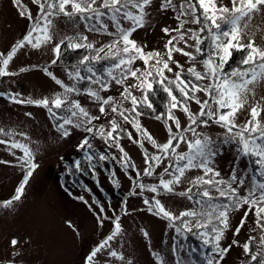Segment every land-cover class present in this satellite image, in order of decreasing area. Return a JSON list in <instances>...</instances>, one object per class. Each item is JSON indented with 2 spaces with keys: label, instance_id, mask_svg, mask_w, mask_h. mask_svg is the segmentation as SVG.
<instances>
[{
  "label": "rangeland",
  "instance_id": "obj_1",
  "mask_svg": "<svg viewBox=\"0 0 264 264\" xmlns=\"http://www.w3.org/2000/svg\"><path fill=\"white\" fill-rule=\"evenodd\" d=\"M174 2L179 5L180 0ZM160 3L161 0H153L152 6L147 9L150 12L149 22L145 27L133 32L130 38L138 45L144 46L145 52L159 51L163 55L166 53L165 44L170 36L162 29H175L178 21L172 10H160ZM217 3L230 6V0H217ZM22 4L31 11L33 17L38 15V5L32 0H22ZM105 22L109 23V31L115 30L107 18ZM31 23L19 14L13 0H0V53L6 56L12 46L28 32ZM85 25L86 22L81 21L73 24L64 17L54 18L52 41L38 49L26 44L17 51L7 66V71L15 74L0 76V128L4 129L5 133H11H0V140L7 141L0 143V264H86L92 250L115 231L117 218L120 231L97 253L92 264H161V260L163 264H200L184 245L183 232H177L176 226L170 225L166 218L148 211L149 205L144 203L146 199L151 203L149 198L155 196L165 209L175 216L188 209L199 211L200 205L196 200L200 197H193L190 201L186 196L178 195L191 185V180L203 175L199 169L186 173L182 182L175 185V194L164 191L153 193L147 187L139 188L138 184H158L159 174L168 162L165 160L156 167L153 175H144V169L147 167L144 150L152 154H156L158 150L147 140L143 141V148L135 143L134 140L142 139L141 134L118 114L112 113L111 107L106 106V114H101L99 102L83 92V89L89 86L98 88L96 84L90 85L87 80L80 81L77 86L81 91L69 94L68 98L70 101L78 100L90 115L99 117L87 125L93 127V133L86 132L83 126L76 128L69 125L66 127L70 129V135L64 137L54 125L48 108L30 103H16L11 99L15 97L17 100L26 101L47 97L51 100L55 94L63 93V88L47 75L45 69L65 84L72 85L74 81L69 79L67 72L76 71L78 66L52 64L51 61L56 57L52 50L55 44L64 36H72L75 33L87 36V42L93 43L95 48L113 39L107 34L89 31ZM127 26L125 23V27ZM185 28L196 30L199 25L189 23ZM249 38H253L258 46L264 48V13L257 14L249 22L243 43H247ZM188 45L180 42L177 46L195 53V48L191 46L194 41L189 39ZM173 59L183 66V72L193 65L198 71H204L201 59L192 61L178 52L173 53ZM143 65V60L137 59L131 67L140 69ZM170 66L173 72L165 71V74L174 79V73L180 69L172 62ZM81 75L83 76L82 72ZM113 75L119 78L121 70L113 68ZM187 76L193 78L188 72ZM97 77L100 78L101 75ZM102 78L109 82V87L106 91H100V95L104 98L112 97L123 109L132 107L130 100H123L121 97L125 87H129L137 98L142 97V90L131 87L138 84L135 78L129 77L123 84H116L107 73ZM207 83L208 80H202L198 84L203 86ZM253 87L255 95L249 96V105L239 114L238 123L246 121L248 110L253 104L259 103L264 107V83ZM197 95L201 100L208 99L203 92ZM188 104L193 114L199 112V105L194 101H188ZM172 111L180 120L181 127H186L189 123L187 116L179 109ZM114 116L120 123L121 130H124H118L117 140H106L95 133L101 126L105 131L110 130L109 121ZM137 119L157 143L163 144L167 141V118L161 120L142 114ZM260 119L264 121V113ZM62 122L61 120L60 123ZM173 131H177L174 125ZM129 132L132 139L128 137ZM197 132L217 140L223 138L225 130L209 121L207 126L199 125ZM188 135L191 138V134ZM86 138L88 143L81 147ZM13 141L30 147L38 167L25 185L21 199L5 207L3 202L15 195V190L27 171L26 158L22 159L23 150L13 148ZM217 146L220 151L214 159L213 167L223 178H228L232 169L236 168L238 175L245 176V184L239 188V192L241 196L246 195L250 178L256 170L251 166V159H237L233 144ZM186 150L187 146L181 143L178 151ZM124 153H127L129 158L128 165L123 162ZM101 156L105 159H101ZM256 178L260 179L258 174ZM212 195L218 194L213 190ZM215 202L224 201L217 199ZM246 212L248 215L245 219ZM242 219H245L244 226L236 234L235 230L240 226ZM144 232L148 235L145 236ZM262 234L255 208L249 211L248 206L244 205L239 209L230 210L229 227L220 240V247H231L222 260L220 255L213 251V264L217 261L219 264H249L251 256L244 251L243 245L249 242L250 237L259 241ZM13 239L18 241L15 246L11 243ZM234 240L237 243L234 244ZM109 251H116L123 259L110 256Z\"/></svg>",
  "mask_w": 264,
  "mask_h": 264
},
{
  "label": "snow or ice",
  "instance_id": "obj_2",
  "mask_svg": "<svg viewBox=\"0 0 264 264\" xmlns=\"http://www.w3.org/2000/svg\"><path fill=\"white\" fill-rule=\"evenodd\" d=\"M32 2L38 5L36 17H33L31 11L22 4V0H13L19 14L32 23L28 32L12 46L11 51L6 56L0 53V76L15 74L9 73L7 66L17 51L24 48L26 44L38 49L51 42L54 18L64 17L73 24L77 21L88 22L85 26L89 31L104 33L112 36L113 39L96 49L93 43L87 42L88 37L80 33L64 36L52 49L56 59H53L51 63L56 64L59 60L62 46L72 50L81 48L92 50L96 54L85 55L79 61L81 65L91 61L112 59L113 64L106 69L107 75L116 84H123L129 77L135 78L138 84L131 87L142 90V97L137 98L132 94L129 87H125L121 97L123 100H130L132 107L123 109L122 106L117 105L112 97L104 98L100 95V91L108 89L109 82H105L102 77L98 78L93 68L88 67L87 71L90 75L87 77L81 75L79 68L74 72H67L69 79L74 81L72 85L65 84L45 69L47 75L63 88V93L55 94L51 100L47 97L26 101L17 100L15 97H11V99L16 103L44 106L48 108L50 113H53V108L61 109L67 106L69 115L61 117L63 122L57 125V130L62 136L70 135V129L66 127L69 125L76 128L83 126L86 132L93 133V127L87 125H90L93 120H98L99 117L90 115L78 100L70 101L68 97L69 94L81 91V88L77 86L80 81L87 80L90 85L96 84L98 88L93 89L89 86L84 88L83 92L99 102V112L106 114V106L111 107L112 113L118 114L141 134L142 139L134 140L135 143L143 148V141L147 140L158 150L156 154H149L145 150L147 167L144 169V175H153L156 167H159L165 160L168 162L163 172L159 174L158 184H138L139 188L147 187L153 193L164 191L175 194V185L182 182L188 171L199 169L203 173V175H198L190 181L192 187L178 193V195L186 196L191 201L193 200L191 195L193 187H196L198 189L197 196L200 197L196 200V203L200 205L199 211L188 209L181 212L179 216H175L166 210L155 196L152 198L154 203H150L147 199L144 203L149 205L148 211L152 212L155 209L154 214L156 215H162L170 221L180 220L183 229L189 233L193 229H202L203 231L199 232V235L203 243L205 245L213 244V250L220 255L222 260L231 247V245L228 248L220 247V240L229 227L230 210L247 205L249 211L255 208L258 224L264 220V121L260 119L261 114L264 113V107H261L259 103L253 104L248 110L246 121L242 124L237 122L239 114L249 105V96L255 95L253 86L264 83V48L258 46L253 38H249L247 43H243L245 29L249 22L257 14L264 13V0H230V6L217 3V0H180L179 5L174 0H161L160 10H172L178 21V26L175 29L168 27L162 29L166 35L170 36L165 44L166 53L163 55L159 51L145 52L144 46L138 45L130 38L133 32L138 28L145 27L149 22L150 12L147 9L152 6L153 0H32ZM105 18L111 23L114 31H109V23L105 22ZM93 21L95 23H92ZM125 23H127V27H125ZM189 23L199 25V28L196 30L186 29L185 25ZM173 32L176 35H171ZM202 33H207V36H202ZM209 37L212 43V51L208 58L202 61L204 71H198L195 65L187 69L195 81H209V83L201 86L184 77L183 66L174 61L173 53H181L195 61L194 53L185 51L184 48L177 45L183 42L185 46H189L188 40L191 39L194 41V45L191 46L195 48L196 53H200L202 51L201 45ZM234 52L244 54L240 63L246 67H238L233 69L231 73L225 74L222 71L223 67L232 58ZM100 53H104V55L102 56ZM137 59L143 60L145 65L143 70L131 67ZM170 62L175 63L176 68L180 69L174 73V79L164 76L165 71L173 72ZM113 68L121 70L119 78L113 75ZM21 71H25V69H21ZM166 80L167 86L163 87V91L170 98L167 121L172 123L169 124L166 121L168 139L165 143L159 144L147 129L142 127L137 117L142 115L139 111L140 107L154 110L153 102L149 99L150 94L155 91V84L158 83L163 86ZM176 92L179 93V96L175 94ZM201 92L208 99L201 100L197 95ZM188 101H194L199 105L197 114L192 113ZM173 109H179L187 116L189 123L186 127H181L180 120L174 115ZM161 115H157L156 119H161ZM209 121L225 130L222 139L213 140L211 136L197 132L199 125L207 126ZM109 125L110 130L105 131L104 127L101 126L95 130V133L106 140H117L121 125L115 116L109 121ZM173 125L177 130L175 132ZM0 133L11 134L5 133L2 128H0ZM188 134H191V138ZM21 135L24 134L21 133ZM128 137L132 139L130 132ZM0 143H7V141L0 140ZM87 143L86 138L81 147ZM181 143L187 146L186 151H178ZM218 144L235 145L236 158H251V163L256 166V170L250 178L251 182L246 195L241 196L239 192V188L245 184V176L238 175L236 168L232 169L228 178H223L220 172L213 167L214 159L220 151ZM11 146L23 150L24 157L22 159L26 158L27 171L16 188L15 195L3 202L5 207L21 199L25 185L38 167L34 162V156L29 146L15 141L12 142ZM117 146H119L118 143ZM120 150L123 152L122 148ZM100 158L105 159L103 156ZM123 162L126 165L129 164L127 153H124ZM257 174L260 179L256 178ZM165 176L169 178L165 179ZM234 184L237 186L233 187ZM213 190L218 194L217 196L212 195ZM217 199L224 202L216 203ZM85 203L87 202L85 201ZM247 215L248 212L245 213V219ZM245 219H242L240 226L236 228V234L244 226ZM261 228L264 229V224H261ZM176 230L177 232L181 231L180 228ZM119 231L120 224L117 218L115 231L92 250L87 257L86 264H92L97 253L104 249ZM144 235L147 236L148 233L144 232ZM253 240L254 238L250 237L249 242L243 245L244 251L251 254V261L264 264V235L260 238L261 251L253 252L251 247ZM11 243L15 246L18 241L13 239ZM233 243L237 242L234 240ZM108 254L123 259V256L116 251H109ZM157 258L160 259L158 254ZM161 264H163V260H161ZM207 264H213V260L209 259ZM216 264H219V261Z\"/></svg>",
  "mask_w": 264,
  "mask_h": 264
},
{
  "label": "trees",
  "instance_id": "obj_3",
  "mask_svg": "<svg viewBox=\"0 0 264 264\" xmlns=\"http://www.w3.org/2000/svg\"><path fill=\"white\" fill-rule=\"evenodd\" d=\"M88 23V22H86ZM202 36H207V33H202ZM109 43V42H107ZM106 43V44H107ZM103 46V45H102ZM100 46V47H102ZM100 47H96V49H99ZM202 51L200 53H194L196 56V59H207L209 53L212 51V43H211V39L210 37L205 39L204 43L201 45ZM96 53L92 50L86 49V48H81V49H76V50H72V49H68L64 46L61 47V53H60V58L57 61L56 64H61V65H69V64H73V65H77L80 72L83 73V76L85 75H90V73L87 71L88 67L93 68L94 72L97 75H101V77L106 76V69L111 66L113 64V60L112 59H108V60H101V61H91L85 65H81L79 63V61L85 56H92L95 55ZM100 55H104V53H100ZM242 55H244L241 52H234L232 58L228 61L227 64L224 65L223 67V72L225 74L227 73H231L233 69L236 68H244L246 66L242 65L240 63L241 61V57ZM56 59V57H55ZM145 68V65H143L140 69L143 70ZM184 77H186L188 80L194 82V83H199V81H195L194 78L190 79L187 76V71L183 72ZM164 76L167 77V75L164 73ZM169 78V77H168ZM157 79H159V77H157ZM171 79V78H169ZM167 86V80L165 81V85H160V84H155V91H153L150 94L149 99L153 102L154 105V110L153 109H148L146 107H140L139 111L144 115V116H150V117H156L157 115H161V120H164L167 118V113H168V109L170 106V98L168 97L167 93H165L163 91V87ZM173 90L175 92V88L173 87ZM176 95L179 96V93L176 92ZM51 106V105H50ZM53 113H55V115H53ZM53 113L52 114V118H53V122L54 125L57 127L58 124H60L61 122V117H67L69 115L67 106L61 109H55L53 108ZM120 124V123H119ZM121 132H123L124 130H119ZM145 151V150H144ZM147 152L149 154H152L151 152H149L147 150ZM251 159V158H250ZM251 166H253V169H256V166L251 163ZM22 181V180H21ZM189 187H192V185H190ZM188 187V188H189ZM187 188V189H188ZM197 191L198 189L196 187H193V191L191 193V195L193 197H197ZM217 196V195H215ZM150 200H152V198H149ZM223 201V200H222ZM151 203H154V201L152 200ZM153 213L155 212V209L152 211ZM161 217H163L162 215H159ZM179 216V215H178ZM167 219V218H166ZM183 219V218H181ZM191 220V218H188ZM169 220V219H167ZM169 224L170 225H175L176 228H180L181 231L183 232V243L184 245H186L188 247V249L191 251L192 255L198 260V262L200 264H207V261L209 259H211V253L214 251V245L213 244H208L205 245L203 243V240L201 238V236L199 235V232L203 231L201 230H197V229H193L192 232H187L183 229V225L181 224L180 220H174V221H170L169 220ZM194 223V221H193ZM261 224H264V220H261V222L259 223L260 227ZM262 229V228H261ZM263 234L264 235V229H262ZM176 236H178V234H176ZM251 247L253 249V252H258L261 251V243L260 240L256 241L255 239L252 241L251 243ZM250 254V253H249ZM251 256V254H250ZM249 264H257V262L255 261H251V257L248 261Z\"/></svg>",
  "mask_w": 264,
  "mask_h": 264
}]
</instances>
